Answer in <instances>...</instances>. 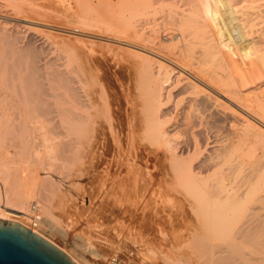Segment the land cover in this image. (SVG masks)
<instances>
[{
	"label": "rangeland",
	"instance_id": "374dc122",
	"mask_svg": "<svg viewBox=\"0 0 264 264\" xmlns=\"http://www.w3.org/2000/svg\"><path fill=\"white\" fill-rule=\"evenodd\" d=\"M110 1L0 0V205L19 212L21 217L18 220L34 229L32 204L37 203L43 216L48 209L43 205L45 199L54 193V197L51 196V203L54 204L51 214L43 216L48 223L47 235L84 264H110L109 259L119 254L124 260L123 264H201L202 261L193 255L194 251L188 245L190 246L194 235H205V232L206 235H211L212 242L215 243V234L209 232V225L203 217V206L195 198V193L183 185V176L175 171L173 174L168 167L169 162L162 161L155 155V142L145 140L141 146L135 140L130 139V142L127 137L130 135L131 138L133 133L131 128L134 115L129 100L134 99V103H138L137 97L141 91L138 81L143 77L141 67L148 68L151 62L144 60L141 53L120 43L133 44L136 40L141 42V47L146 46V49H150L155 43L163 46L174 44L176 39L168 40L165 35H179L178 22L173 16L169 0H131L129 4H133L130 7L127 4L129 0ZM145 1L148 2L144 4ZM225 1L215 0L212 4L219 16V7ZM176 3L182 4L179 0ZM138 4L140 6H136ZM126 7L130 10L129 14L122 11ZM119 9L125 16L121 11L118 12ZM115 12L118 14L115 15ZM126 17L131 23L125 22ZM113 25H116L115 28ZM119 28L123 29L124 34ZM219 32H224L221 26ZM240 41L242 42L234 40L235 49L251 42V39ZM135 45L140 46V43ZM74 47L77 49L76 56L72 53ZM246 52L245 49H240L236 58L242 60L244 54L249 55L252 51ZM74 56L78 67L83 62L80 70L88 69L87 91L92 93L94 86L98 89L91 94L93 98L96 96L95 100L99 103L95 120L102 126L104 131L101 132L106 133L104 138L107 139L106 144L93 149L94 156L90 153L81 161L68 151L71 139L69 85ZM137 64H141V67ZM121 81L125 85L129 101L126 100L125 104L127 127H123L126 128L123 136L128 145L134 142L130 146L125 143L123 152L116 146L122 129L119 116ZM173 105L174 101H171L170 107ZM182 117L180 114L181 119L176 120L178 124H182L180 120L184 121ZM96 124L91 122L85 129L87 133L79 134V138L83 141L87 138L86 142L91 144L96 142L95 129H100V125ZM181 134L182 136H177L183 140L184 130ZM18 136L31 138L35 145H42L44 138L48 137L59 146L60 159L55 162L54 165H57L54 170L60 173L61 178L59 176L57 179L63 185L42 183L40 173L37 178V173L33 176L34 173H25V170L19 177L27 188L34 189V200L21 190L17 178L5 169V166L11 165L16 171L19 165L16 160L12 162L14 164L16 161L14 165L11 164L10 159L17 148L11 150V155L5 148L9 144V138L15 139ZM116 140L118 142L115 143ZM246 148L245 154L243 150L236 152L244 162L237 181L251 173L252 165L262 155L264 145L254 144L251 150L254 155ZM92 159L96 161V168L89 165ZM25 176L31 179L23 180ZM254 204L251 207L259 216L250 217V228L257 227L259 220L264 221V204ZM84 247L93 252L104 253L105 260H96L92 254L83 251ZM177 248H185V256H178Z\"/></svg>",
	"mask_w": 264,
	"mask_h": 264
},
{
	"label": "bare ground",
	"instance_id": "6f19581e",
	"mask_svg": "<svg viewBox=\"0 0 264 264\" xmlns=\"http://www.w3.org/2000/svg\"><path fill=\"white\" fill-rule=\"evenodd\" d=\"M130 1L127 2L129 7L133 4H129ZM169 1L171 10L175 14L173 16L178 22L180 34L168 33L165 37L168 40L176 39V43L168 46L156 45L155 43L150 46V49H146L144 45L141 47L140 41V46L135 45L136 43L139 44L136 40L135 43L132 42L133 44L119 42L123 46L141 53L144 60L151 62L148 68L137 64L141 67L143 77L138 81L141 88L137 97L138 103L135 104L134 99L129 100L133 106L131 109L134 111L131 112L134 115L133 128H131L133 133L131 138L130 135L127 137L139 144L144 143L145 140L155 142L157 147L155 155L163 159L162 161L169 162L168 167L173 171H171L173 174L177 172L183 176V185L195 193V198L203 206V217L209 225V232L215 234V243L212 242L211 235H206L207 232L205 235H194L188 247L194 251L195 257H198L203 264H264V221L260 218L261 221L259 220L257 227L254 228H250L248 225L251 221L250 217L255 218L256 213H258L254 211L251 205L254 203L264 204V150L262 149V155H259V158L253 163L251 173L248 172L249 175L243 176L239 181H237V177L241 173L244 162L236 155L239 150L244 152L245 147L251 155H254L251 151L254 144L264 145V0H226L219 7L220 16L217 14V10L215 11L216 8L213 10L212 7L215 0H179L181 5H178L176 0ZM110 2L113 6V2ZM117 2L121 3V1ZM146 2L148 1H145L144 4ZM127 7L123 8L122 11L129 14L128 11L130 10ZM138 8L140 9V7ZM119 11L121 10L119 9ZM123 13L122 15L125 16ZM111 14H109L110 17ZM117 14L115 12V15ZM128 21L126 17L125 22ZM115 26L113 25L114 28ZM129 26L131 25L129 24ZM220 26L224 31L223 33L219 32ZM131 34L129 35L131 36ZM149 37L151 38V36ZM248 38L251 39V42L241 47L239 45V49H236L238 51L245 49V53L249 50L252 52L249 55L244 54L242 56L244 58L238 60L236 57L239 54L234 48L236 43L234 40L239 39V42H242L240 40ZM72 53L76 56L77 49L75 47L72 48ZM75 60L77 61L76 57L73 60L72 70H70L72 72L69 85L71 93V111L69 114L71 139L68 142V151L74 158L78 157V160L81 161V159L89 156L88 154L93 155V149L106 144L107 139L104 138L106 133L101 132L102 126L95 120L99 103L95 100L96 96L93 98L91 94L98 89L91 86L92 91H94L90 93L88 90L90 94L88 93L86 89V84L88 86L86 80L88 69L82 68L80 70L79 67H82L83 62L79 63L81 66L78 64V67ZM135 61L138 63L137 60ZM136 70L139 68L136 67ZM121 87L119 116L122 129L119 132L120 139H117L120 141H115V143H119L116 145L119 151H122L125 143H127L123 134L126 128L123 127L126 126L125 112L127 110L125 104L128 101V93L126 94L123 82ZM171 101H174L173 107H170ZM180 114L184 118V121L180 120L182 124L176 122ZM91 122L100 125L96 124L100 129H95L96 142L92 144L86 142L87 138L85 141L79 138V134L85 133V129ZM183 130L185 137L180 140L181 138L178 139L177 135L182 136ZM9 135L11 136V133ZM15 135L19 134L15 133ZM8 141L9 144L4 147L10 155L11 150L17 148L13 151L14 154L10 156L11 164H13V160H16L19 165L16 171L11 165L5 166V169L17 178L21 184V190L25 191L31 200H34L36 196L34 189L27 188L19 177L23 175L25 170V173L27 171L34 173L33 176L37 173L35 177L40 173L39 178L42 183L50 182L51 185L54 183L61 186V180L57 179L60 173L54 170V166L57 165H54L55 162L60 159V149L58 145L52 143L50 138L45 137L42 145H35V141L33 142L29 137L21 138L18 136L15 139L9 138ZM134 142L132 143L134 144ZM132 143L130 144L132 145ZM130 144L127 143L128 146ZM122 152H120V156ZM105 155L103 156L106 157ZM89 165L91 168L97 166L93 159ZM27 178L25 176L23 180H27ZM33 179L32 182L35 181ZM56 191L58 192V190ZM53 194L51 193L52 197H54ZM51 196L48 195L43 204L48 207L44 214L46 217L51 214L52 205H54L51 203ZM35 205L37 206V203ZM38 213L40 215L39 220L33 218L34 229H32L18 220L21 217L19 212L0 205V219L17 223L29 229L31 233L37 234L54 245L72 263L84 264L83 261H80L48 237V223L44 220V215L40 214L39 208ZM177 250L178 256L184 255L185 248H177ZM83 251L92 254L96 260L104 261L106 258L104 253L93 252L87 247H84ZM251 253L257 256L252 257ZM113 257H117L123 264L124 260L120 254Z\"/></svg>",
	"mask_w": 264,
	"mask_h": 264
},
{
	"label": "water",
	"instance_id": "95a60500",
	"mask_svg": "<svg viewBox=\"0 0 264 264\" xmlns=\"http://www.w3.org/2000/svg\"><path fill=\"white\" fill-rule=\"evenodd\" d=\"M0 264H74L54 245L17 223L0 219Z\"/></svg>",
	"mask_w": 264,
	"mask_h": 264
},
{
	"label": "built area",
	"instance_id": "2783aa9c",
	"mask_svg": "<svg viewBox=\"0 0 264 264\" xmlns=\"http://www.w3.org/2000/svg\"><path fill=\"white\" fill-rule=\"evenodd\" d=\"M31 207H32L31 211L33 213V218H35L36 220H39L40 215L38 213V207L35 204H33ZM109 263L110 264H121V261L117 257H111L109 259Z\"/></svg>",
	"mask_w": 264,
	"mask_h": 264
}]
</instances>
